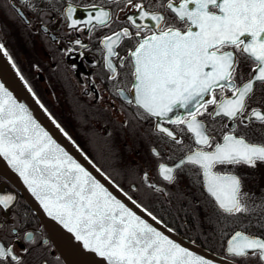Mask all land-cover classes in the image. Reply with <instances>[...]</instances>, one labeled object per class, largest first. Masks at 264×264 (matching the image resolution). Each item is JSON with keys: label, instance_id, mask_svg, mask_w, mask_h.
Returning a JSON list of instances; mask_svg holds the SVG:
<instances>
[{"label": "snow or ice", "instance_id": "snow-or-ice-1", "mask_svg": "<svg viewBox=\"0 0 264 264\" xmlns=\"http://www.w3.org/2000/svg\"><path fill=\"white\" fill-rule=\"evenodd\" d=\"M22 4L31 9L33 0H22ZM126 6L131 9L124 13L128 27L103 38L104 59L115 79L117 69L112 58L119 57L117 46L124 38L129 44L135 42L129 54L135 77L129 103L149 118H157L155 130L163 134V146L150 151L154 157L169 162L158 163L159 176L174 185L185 173V165H190L197 177L202 175L203 187L220 213L226 214L225 219L248 212L241 197L243 178L235 172L222 174L215 169L255 168L264 164V143L249 142L236 133L223 135L222 142H214L198 117L206 113L211 117L224 116L240 125L264 122V110L246 113L255 84L264 85V0H166L165 11L186 28L167 24L165 15L149 12L143 0H126ZM93 9L85 21H79L73 18L76 8L69 5L68 26L80 31V24L95 27L111 23L110 10L96 6ZM145 21L154 23L149 25ZM69 43L80 45L81 40ZM71 51L67 50L69 55ZM238 53L255 63L251 78L241 86L235 83ZM118 62L123 64L124 58ZM218 88L228 89L231 96L218 101L214 95ZM209 105L215 106L211 113ZM181 109L183 115H169ZM164 122L186 126L194 136L196 149L179 158L169 155L173 150L166 138L171 137L175 145L181 140ZM0 156L23 178L48 215L74 233L85 248L105 258L107 264H217L170 239L113 195L37 123L28 108L18 103L3 84ZM140 179L141 183L147 182L150 193H163L162 188L149 182L147 172ZM14 199L13 195L0 196V208L7 210ZM128 200L136 204L131 197ZM147 216L156 224L163 223L151 212ZM6 227L16 243L25 246L18 252L7 236L0 235V264H30L28 257L36 247L33 234L26 232L21 237L18 223L10 227L0 223V229ZM225 252L227 264H264V226L255 233L236 231L227 240Z\"/></svg>", "mask_w": 264, "mask_h": 264}, {"label": "flooded vegetation", "instance_id": "flooded-vegetation-1", "mask_svg": "<svg viewBox=\"0 0 264 264\" xmlns=\"http://www.w3.org/2000/svg\"><path fill=\"white\" fill-rule=\"evenodd\" d=\"M143 3L149 12L163 13L167 24L187 27L165 11L166 0H143ZM69 5L76 8L73 18L79 21L87 19L93 6L110 10L112 21L107 26L80 24L82 30L77 31L68 26L66 10ZM130 11L126 0H33L31 9L24 7L22 0H0V44L4 45L0 53L46 116L59 125L56 127L79 152L100 170L104 169L102 173L119 191L131 197L143 210L157 216L172 231L204 248H222L221 255H225L226 241L232 233H255L264 226V164L255 168L227 166L215 169L222 174L235 172L243 178L241 197L249 211L227 219L203 187L202 175L197 177L192 166L185 165L186 171L178 183L169 185L163 181L158 174V163L169 162L154 157L150 151L158 145L163 146L160 142L163 134L155 130L157 118H149L142 109L129 103L135 83L129 54L135 42L129 44L124 38L117 46L119 57L112 58L117 69L115 79L111 78V70L104 59L106 50L101 41L128 27L124 13ZM144 23L151 25L154 22ZM76 39H80L81 44L70 45L69 42ZM69 49L72 50L70 55ZM119 58H124L123 64L118 62ZM237 58L235 83L241 86L251 78L255 63L239 53ZM214 95L219 101L231 96V92L218 88ZM214 107L209 105L208 112L211 113ZM252 109L264 110V85L259 82L247 101L246 113ZM174 112L169 114L172 118L184 114L182 109ZM198 118L214 142H222L223 135L236 133L249 142L264 143V122L240 125L239 121L233 123L224 116L211 117L207 113ZM164 125L175 130L181 140L175 145L171 137L166 138L173 150L169 155L179 158L196 149L194 136L186 126L167 122ZM95 146L109 153L116 163L110 166L112 172L99 166L89 155L90 149L97 151ZM145 172L149 182L162 188L163 193H150L147 182L141 183L140 177ZM7 195H13L15 199L7 210L0 208V223L9 227L18 223L21 237L26 232L33 234L36 247L28 257L30 264H44L45 261L46 264H75L61 254L18 188L0 175V196ZM0 235L7 236L18 252L25 246L16 243L7 227L0 229Z\"/></svg>", "mask_w": 264, "mask_h": 264}, {"label": "water", "instance_id": "water-1", "mask_svg": "<svg viewBox=\"0 0 264 264\" xmlns=\"http://www.w3.org/2000/svg\"><path fill=\"white\" fill-rule=\"evenodd\" d=\"M207 70V69H206ZM0 84L12 93V96L16 99L18 103L24 104L28 110L32 113L33 118L39 123L45 131L52 136V138L69 153L78 163L85 167L89 172L92 173L105 187L108 188L113 195L124 202L128 207L132 208L133 211L137 212L143 219L152 223L154 226L158 227V230L164 232L168 235L170 239L175 242L180 243L181 246L188 248L189 250L195 252L198 255H202L205 258L213 259L217 264H227L224 259L226 256L225 248L224 254H216L198 244L184 238L183 236L177 234L174 231H168V227L161 224H156L147 216L145 212L136 204H133L128 200L123 193H121L118 188L105 176L103 175L89 160L82 155L55 127V125L49 120V118L44 114L40 107L36 104L33 98L29 95L28 91L19 81L13 70L8 65L7 61L0 53ZM189 154V153H188ZM0 175L5 179L9 180L14 184L18 190L21 192L27 204L36 213L41 223L45 226L54 243L58 247L61 254L67 259L73 261L75 264H107L105 258L99 256L97 253L85 248L82 241L75 239V234L69 232L58 220L54 217L49 216L44 206L31 192L28 186L24 183L23 178L12 168V166L7 162V160L0 156ZM232 233L231 235H234ZM246 234V233H245ZM231 235L228 239L231 238ZM227 239V240H228Z\"/></svg>", "mask_w": 264, "mask_h": 264}, {"label": "rangeland", "instance_id": "rangeland-1", "mask_svg": "<svg viewBox=\"0 0 264 264\" xmlns=\"http://www.w3.org/2000/svg\"><path fill=\"white\" fill-rule=\"evenodd\" d=\"M85 139L88 140L89 137L88 136H85ZM95 150H93V149L91 150L90 149L89 155L91 154L90 156L92 157V159L94 161H96L99 166L104 167L109 173L112 172L113 170L110 168V166H112V165L114 166L116 163L110 158V156H109L110 154L104 152V150L102 151L99 148H97V151H95Z\"/></svg>", "mask_w": 264, "mask_h": 264}, {"label": "trees", "instance_id": "trees-1", "mask_svg": "<svg viewBox=\"0 0 264 264\" xmlns=\"http://www.w3.org/2000/svg\"><path fill=\"white\" fill-rule=\"evenodd\" d=\"M101 170H104V169L101 168ZM205 247H206V249H208V250H210L212 252L218 253V254H221V252H222V248H217V247L216 248H210L208 246H205Z\"/></svg>", "mask_w": 264, "mask_h": 264}]
</instances>
